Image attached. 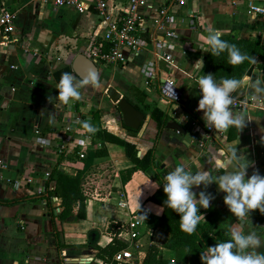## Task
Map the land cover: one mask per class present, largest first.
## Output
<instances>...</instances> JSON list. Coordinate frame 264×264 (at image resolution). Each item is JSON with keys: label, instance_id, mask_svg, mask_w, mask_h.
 Instances as JSON below:
<instances>
[{"label": "crops", "instance_id": "0c3cea01", "mask_svg": "<svg viewBox=\"0 0 264 264\" xmlns=\"http://www.w3.org/2000/svg\"><path fill=\"white\" fill-rule=\"evenodd\" d=\"M162 1L152 0L150 8L141 7V11L154 15L156 6ZM3 9L14 11L15 32L27 36L28 50L0 43V159L5 162L4 167L0 166V264H110L111 261L106 262L97 256L96 245L107 244L115 230H119L118 236L128 239L126 223L136 215L134 212L138 208L161 214L162 205L148 197L160 183H166L165 176L181 162H185L190 171L195 172L200 167L207 171L215 167L216 158L222 159L220 149L236 146L238 154H243L250 162L247 176L257 170L264 176V92L250 89V75H244L242 86L232 93L233 98H254L241 110L232 107L235 113L250 119L242 130L230 127L221 135H208L204 114L196 110L202 98L197 77L203 74L214 76L206 61L203 69L194 70L192 67L199 57L205 56L206 51L201 47H208L209 29L231 31L264 42V15L249 14L241 0L236 3L231 0H185L179 7L181 13L194 14L197 22L195 28H183L171 37L188 51L184 54L175 52L172 61L156 58L160 77L170 78L180 92V99L172 104L162 100L157 89L155 92L152 86L145 84L139 71L144 52H140L124 66H98L102 86L99 89L90 85L82 87L80 99L71 106L60 107L56 86L62 74H71L77 82L82 79L74 72L71 63L78 52L87 54V36L97 19L95 11L79 13L68 6L54 7L51 0H0V11ZM61 34L68 36L59 37ZM148 48L152 52L155 50L152 43ZM256 61L260 62L261 58L256 57ZM124 70L129 71L127 73L134 79ZM262 71L259 67L253 69L257 80ZM130 86L146 92L145 100L151 106L158 105L166 110L171 120L182 124L188 122L190 126L186 133L164 126L156 139L153 163L163 170L164 180L156 178L155 166H151L147 170H135L123 183L119 170L133 164L125 155L123 145L102 141L92 135L89 140L82 123L75 126V132L65 134L79 139L83 145L75 143L72 152L63 153L58 149L57 144L65 136L62 128L69 123V115L73 112L92 115L90 105L96 103L99 106L98 127L135 142L137 155L141 156L153 145L155 122L144 115L137 135L128 134L121 122L122 116L120 119L116 112V103L107 93L111 87L134 101L136 96ZM96 94H100L99 99ZM89 96L93 99L87 101ZM101 99L105 100V107L101 105ZM88 121L91 124L96 122L93 117ZM72 144L69 142L68 146ZM82 147H85V157L79 158L76 151ZM56 166L70 174L77 170L84 174V217H76L77 203L67 217L59 215L63 207L60 197L53 192L54 181L49 180V176L41 178L44 172H50ZM100 166L106 167L101 169ZM24 167L37 175H33L31 182L21 181L18 185L6 182L7 178H19V171ZM38 186L43 187L42 192L37 191ZM192 190L197 193V199L200 191L215 197L208 209L202 208L201 215L219 208L223 211L220 226L229 228L238 222L224 203L226 194L216 183L207 189L201 185ZM121 196L127 201L124 207L117 203ZM249 219L242 223L251 221L254 230L264 236V214L254 210ZM163 234L160 228L152 231L141 228L137 238L138 264L147 245ZM257 251L264 253V246ZM160 253L162 258L170 260H180L183 256L181 250L168 247H162Z\"/></svg>", "mask_w": 264, "mask_h": 264}, {"label": "clouds", "instance_id": "9594fccd", "mask_svg": "<svg viewBox=\"0 0 264 264\" xmlns=\"http://www.w3.org/2000/svg\"><path fill=\"white\" fill-rule=\"evenodd\" d=\"M219 30L209 29L206 38L207 48L214 57L227 53L230 65H239L245 61L256 62V57L242 53L240 49L223 40ZM193 69L202 68L203 60H197ZM151 72L150 65L145 66V74ZM198 88L202 98L198 102L197 111L203 112L206 127L214 128L217 133L226 132L230 127L242 130L246 124L244 114H237L231 107L233 104L232 93L242 86V81L235 78H226L217 82L212 74H203L197 77ZM261 81L257 80L253 88L257 92H264L260 87ZM99 89L102 83L98 71H89L79 82L69 73H63L56 88L59 90L58 100L68 103L70 100L80 99V89L85 86ZM51 97H49L50 101ZM44 111L41 112V114ZM186 119V117H184ZM88 133H95L97 129L90 121H77ZM221 158L215 159V167L207 171L198 168L190 171L185 162H181L171 169L165 176L163 191L167 196L166 205L180 216V227L188 234H193L200 222L199 209H208L210 202L215 198L206 191L197 193L192 189L203 185L207 189L216 183L219 190L224 192V203L230 212L237 218V223L229 226L227 234L229 239L207 247L201 252L202 264H264V253L257 249L264 246V236L259 235L250 223H242L249 219L250 212L259 210L264 214V176L258 170L250 177L247 170L250 162L243 154H238L237 147L229 146L227 150L220 149ZM244 161H248L245 163ZM231 169V170H229ZM214 172L222 174L214 175ZM146 220L145 215H141Z\"/></svg>", "mask_w": 264, "mask_h": 264}, {"label": "built area", "instance_id": "2783aa9c", "mask_svg": "<svg viewBox=\"0 0 264 264\" xmlns=\"http://www.w3.org/2000/svg\"><path fill=\"white\" fill-rule=\"evenodd\" d=\"M54 7L68 6L79 13L94 10L97 19L88 33L86 53L88 57L98 66L115 65L124 66L140 52L144 56L139 64L140 74L145 84L157 89L162 100L172 104L180 99V92L170 78H161L158 73L157 56L172 61L175 52L187 53V48L178 45L171 40L174 34L183 28H195L197 25L194 14H185L179 11V7L185 0H163L155 8V14L143 13L141 7L150 8L152 0H51ZM239 0H231L236 3ZM246 7V11L252 15H264V0H241ZM150 10V9H149ZM16 15L10 9L0 11V43L12 44L23 51L27 48V36L18 35L15 26ZM153 44L155 50L150 51L149 44ZM37 54L36 51L33 52ZM205 61L204 56L198 60ZM150 65L151 72L145 74V66ZM253 97L233 98L231 107L241 110L246 107ZM76 100L68 103L58 100V105L62 108L73 105ZM96 103L90 105V110L97 109ZM92 115L73 112L69 115V123L62 129L63 133H73L75 126L79 123L88 121ZM208 135H221L225 132L217 133L214 128L206 127ZM85 136L90 140L91 134L84 131ZM69 142L73 144L68 146ZM83 143L75 137L65 134L64 138L57 144L59 151L72 152L73 146ZM86 145V144H84ZM79 158L85 157V147L76 151ZM0 166L4 167L5 162L0 159ZM19 178H7L9 184L18 185L21 181L31 182L36 175L28 168L20 169ZM37 176V175H36ZM49 172H44L41 178H48ZM263 176V175H262ZM43 187L38 186L37 191L42 192ZM119 206H126L127 201L124 197L118 199ZM126 234L128 235V245L113 254L110 264H120L133 260L139 262V243L137 238L141 228H146L144 220L139 216H132L126 223ZM172 261L174 259H171Z\"/></svg>", "mask_w": 264, "mask_h": 264}, {"label": "trees", "instance_id": "16d2710c", "mask_svg": "<svg viewBox=\"0 0 264 264\" xmlns=\"http://www.w3.org/2000/svg\"><path fill=\"white\" fill-rule=\"evenodd\" d=\"M221 33V38L223 40L236 45L242 53L261 58V61H256L255 63L245 61L242 64L233 66L228 63L226 52L218 57H214L210 52L206 51L204 58L211 68L216 81L219 82L226 78L241 80L244 75H250L252 79L251 85L255 84L257 81V74L253 72V69L259 67L261 70H264V42L258 38L241 37L231 31ZM68 68L70 67L68 66ZM129 88L130 90L132 89L131 91L135 94L136 100L132 101L128 96H124L135 107L143 111L146 116L148 115L155 122L156 132L153 145L146 149L141 156H138V148L136 147L135 142L127 140L106 128L98 127L99 113L97 109L92 112V117L96 120L92 125L97 131L94 134H89L102 141H112L123 145L125 155L133 162V164L119 170L120 178L123 183L131 178V175L135 170H147L151 166H155L154 175L156 178L164 180V176L162 175L163 170L159 168L158 164L154 165L153 163L155 158L154 144L166 123L171 120V117L166 110L158 105L151 106V104L145 100L146 92L136 86H130ZM141 125L135 129L123 124L127 129L128 134L132 136L137 135ZM183 125L186 129H190L188 122ZM49 180L54 181L53 192L60 197V204L63 207L59 215L67 217L71 213L73 205L77 203L78 208L76 217H84L85 194L83 192V184L85 179L82 171L77 170L75 173L70 174L56 166L49 172ZM164 183L165 182L160 183L158 188L148 197L150 200L162 205L163 210L161 214L149 212L144 208H138L134 212L136 216H146V220L142 217L141 218L144 220L147 231L160 228L164 232L163 235L158 236L157 241L151 242L147 245L145 255L139 264H202L200 258L202 251H205L207 247L214 246L216 243L222 241H227L230 238L227 234L228 227L219 225V221L223 217V211L219 208H212L206 211L203 216H201L195 232L193 234H188L180 227L179 214L172 211L166 205L167 196L163 191ZM199 213H202V207L199 209ZM117 225L119 226V224ZM118 232L119 230L113 231L112 239L104 246L96 245L97 256L101 257L106 262L111 261L113 254L119 249L126 247L129 243L128 239L118 236ZM162 247L172 248L175 251L181 250L183 253L182 259H174L172 261L170 259L162 258L160 253ZM120 264L138 263L131 260Z\"/></svg>", "mask_w": 264, "mask_h": 264}, {"label": "water", "instance_id": "95a60500", "mask_svg": "<svg viewBox=\"0 0 264 264\" xmlns=\"http://www.w3.org/2000/svg\"><path fill=\"white\" fill-rule=\"evenodd\" d=\"M71 65L74 72L80 78L86 76L89 71H98L95 63L84 52H78L74 56ZM263 76L264 71L260 73L259 77V81H261V88H264ZM253 85L250 87L252 91L256 90L255 88H253ZM107 93L110 96L112 102H115L118 109L120 110L123 124L131 128H138L144 119V112L135 107L125 96L121 95L120 91L108 87ZM165 127L174 129L177 132L186 133V128L184 127V125L180 121L175 119L169 120L166 123ZM162 175L165 176L164 173H162Z\"/></svg>", "mask_w": 264, "mask_h": 264}, {"label": "rangeland", "instance_id": "374dc122", "mask_svg": "<svg viewBox=\"0 0 264 264\" xmlns=\"http://www.w3.org/2000/svg\"><path fill=\"white\" fill-rule=\"evenodd\" d=\"M57 27V26H56ZM84 28L88 31V27H85L84 26ZM64 34H61L59 37H62ZM66 36H68L67 34L65 35V36H63V37H66ZM110 66H115V65H110ZM112 69V68H111ZM127 70H128V68H127ZM127 70H124L123 72L125 73V74H128V75H130L129 73H127V72H129V71H127ZM130 77L131 78H133L134 79V76H131L130 75ZM99 78H100V76H99ZM143 81V80H142ZM132 90V89H131ZM153 90L155 91L156 89L155 88H153ZM158 91V90H157ZM156 92V91H155ZM95 96H97V98L96 99H99V97H100V94H96ZM93 99V97H91V96H89V98L87 99V101H90V100H92ZM104 102H105V100H103V99H101V101H100V103H101V105L103 106V107H105V104H104ZM99 103V102H98ZM100 105V106H101ZM168 111L170 112V110H169V108H168ZM117 114H118V117L121 119V113H120V110H118V108H117ZM174 115H176V114H174ZM147 117H149L148 115L146 116V118ZM121 121H122V119H121ZM106 166H100V168L101 169H104ZM97 170V168H95V171Z\"/></svg>", "mask_w": 264, "mask_h": 264}]
</instances>
